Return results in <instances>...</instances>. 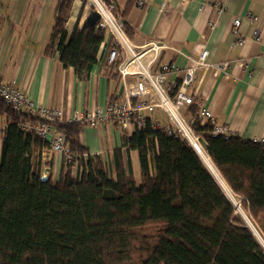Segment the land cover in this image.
<instances>
[{"label":"trees","instance_id":"1","mask_svg":"<svg viewBox=\"0 0 264 264\" xmlns=\"http://www.w3.org/2000/svg\"><path fill=\"white\" fill-rule=\"evenodd\" d=\"M74 1H58L44 54L59 52L62 65L82 77L97 65L101 50L111 48V36L87 24L69 32ZM127 12L115 3L114 13L130 34ZM190 109L210 157L201 150L198 155L181 137L154 129L150 119L130 136L124 132L122 145L107 156L82 145L80 134L89 121L56 122L72 158L63 157L57 179L42 180L35 154L49 143L22 129L33 116L0 98V116L6 120L0 150V264H264V248L235 215L204 160L211 158L264 227V143L213 135L214 125L200 117L199 106Z\"/></svg>","mask_w":264,"mask_h":264},{"label":"crops","instance_id":"2","mask_svg":"<svg viewBox=\"0 0 264 264\" xmlns=\"http://www.w3.org/2000/svg\"><path fill=\"white\" fill-rule=\"evenodd\" d=\"M58 1L0 0V77L15 82L36 105L62 108L67 114L74 109L105 107L121 89L117 66L111 70L108 63L109 48L101 50L97 65L82 77L62 65L59 52L44 54ZM114 1L120 12L127 7V34L135 44L150 39L169 44L160 62L176 64L180 77L207 49L209 65L195 69L190 86L201 105H192L212 110L213 125L228 127L223 134L254 141L264 138V0ZM236 18L241 19L239 27L234 26ZM79 20L75 12L67 30L71 32L75 25L81 28ZM210 22L215 24L210 26ZM244 61L247 65L242 66ZM224 62L225 69H215ZM173 78L169 76V80ZM190 106L183 108L187 119L192 117ZM153 118L162 121L163 112L157 110ZM5 121V115L0 116V150ZM124 132L130 136L133 129H124L117 122L87 125L80 141L91 154L107 156L122 145ZM35 155L41 160V174L57 179L63 156L50 148ZM131 159L137 173L135 151Z\"/></svg>","mask_w":264,"mask_h":264},{"label":"built area","instance_id":"3","mask_svg":"<svg viewBox=\"0 0 264 264\" xmlns=\"http://www.w3.org/2000/svg\"><path fill=\"white\" fill-rule=\"evenodd\" d=\"M85 1L90 6V10L100 13V20L96 26L106 29L111 36L108 63H115L117 66L121 83L120 92L110 99L105 107L96 106L87 110L74 109L67 114L62 108L36 105L15 82H6L0 77V98L14 109L22 110L34 117V120L23 123L22 129L48 142L52 152L70 159L72 152L65 142V135L56 130V122L87 120L91 125L117 122L124 129H134V127H145L150 119L154 129L161 128L169 134L177 135L185 140L198 155V151L203 148L210 157L208 149L202 142L205 138L194 127L195 118L187 119L183 112L186 105L195 102L201 105L199 97L190 90V86L194 80L195 69L209 65L207 62L209 51L202 50L195 66L186 70L180 77V68L176 64L160 62L163 50L169 46L167 42L150 39L142 44H135L128 36L124 22L115 15L114 2L94 0L90 4L89 0ZM144 1L140 0V4H144ZM214 24L210 22V26ZM240 24L241 19L236 18L234 26L239 27ZM242 42V38H239L238 43ZM245 65L247 62L244 61L242 66ZM225 67H227L226 62L215 66V69H225ZM170 75L174 76L171 80H169ZM157 110L163 112L162 121L153 118ZM199 115L202 119L210 120L215 124L214 114L209 108L201 107ZM227 128V126L214 125L211 133L213 135L223 134ZM259 141L264 143V138ZM84 157L87 158L86 153ZM44 175L46 174L43 173L42 176ZM222 179L224 180L223 177ZM225 183L232 196L228 197L223 191L225 195L233 205L239 201L238 205L244 211L241 200L236 198L235 192L226 181Z\"/></svg>","mask_w":264,"mask_h":264},{"label":"rangeland","instance_id":"4","mask_svg":"<svg viewBox=\"0 0 264 264\" xmlns=\"http://www.w3.org/2000/svg\"><path fill=\"white\" fill-rule=\"evenodd\" d=\"M76 1V2H75ZM74 1V4H73V8H72V15L75 14V12H77V16H79V19L82 21V26H83V21L85 20V17L88 15V13L91 11L90 10V7L88 8V5H87V2L85 0H75ZM82 6H84L82 8ZM82 8V9H81ZM82 11V12H80ZM72 17V16H71ZM70 17V18H71ZM70 20V19H69ZM79 20V21H80ZM68 24V23H67ZM136 170V174L137 176H139V168L138 166L135 168ZM139 179V177H138ZM236 194V198L238 200H241V203H242V199L241 196L237 193ZM239 195L240 198L237 196ZM239 202V201H238ZM237 202V203H238ZM236 203H234V208H235V215L238 216L239 218H241L242 222L244 223V225L246 227H248L250 230H251V227L248 225V223L246 222V219L248 218L250 220V222L252 223V225H254V227L256 228V231L262 236V238L264 239V227L262 225V223L259 221L258 218L254 217V215L248 210V208H246L243 203H242V207L244 208V211H245V215H246V219L243 217L242 214H240L238 211H237V208H236ZM147 232H152V227L150 228H146L145 229ZM252 231V230H251ZM253 233V232H252ZM254 234V233H253ZM255 236V235H254ZM259 242V241H258ZM260 243V242H259ZM260 245L262 246V244L260 243Z\"/></svg>","mask_w":264,"mask_h":264},{"label":"bare ground","instance_id":"5","mask_svg":"<svg viewBox=\"0 0 264 264\" xmlns=\"http://www.w3.org/2000/svg\"><path fill=\"white\" fill-rule=\"evenodd\" d=\"M94 0H89L90 4L91 2H93ZM90 6L88 5V8ZM201 151H203L206 155V151L201 148ZM204 160L207 161V167L209 168V170L212 172V174L214 175L215 179L217 180L218 184L220 185V187L223 189V191L226 193V195L228 197H231L232 195L230 194L229 188L226 185L225 181L222 179V177L220 176V174L218 173L217 169L215 168V166L213 165L212 161L210 159H208L207 157H204ZM209 163V164H208ZM240 198V197H239ZM236 208L237 211L243 215V217L246 219V215L245 212L243 211V209L238 205V203H236ZM246 222L248 223V225L251 227L252 232L254 233L255 237L257 238V240L262 244V247H264V239L262 238V236L256 231V228L254 227V225H252V223L250 222V220L247 218Z\"/></svg>","mask_w":264,"mask_h":264},{"label":"water","instance_id":"6","mask_svg":"<svg viewBox=\"0 0 264 264\" xmlns=\"http://www.w3.org/2000/svg\"><path fill=\"white\" fill-rule=\"evenodd\" d=\"M99 20H100V13L96 10H91L88 13V15L85 17L84 24H87L90 26H96ZM202 142L204 143V146L208 149V143L205 140H202ZM47 177H48L47 175L42 176V180H46Z\"/></svg>","mask_w":264,"mask_h":264}]
</instances>
